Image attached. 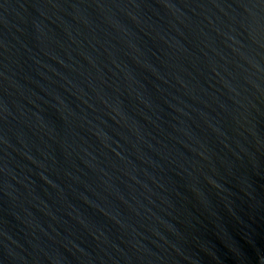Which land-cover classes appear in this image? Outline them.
Returning a JSON list of instances; mask_svg holds the SVG:
<instances>
[{
  "label": "water",
  "instance_id": "obj_1",
  "mask_svg": "<svg viewBox=\"0 0 264 264\" xmlns=\"http://www.w3.org/2000/svg\"><path fill=\"white\" fill-rule=\"evenodd\" d=\"M0 264H264V0H0Z\"/></svg>",
  "mask_w": 264,
  "mask_h": 264
}]
</instances>
